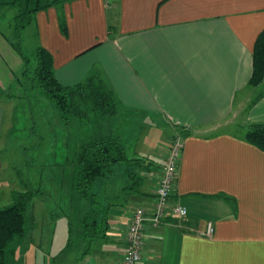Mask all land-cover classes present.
<instances>
[{
  "label": "crops",
  "instance_id": "obj_1",
  "mask_svg": "<svg viewBox=\"0 0 264 264\" xmlns=\"http://www.w3.org/2000/svg\"><path fill=\"white\" fill-rule=\"evenodd\" d=\"M14 13L0 5V137L6 105H14L5 94L19 87L25 67L12 45ZM262 29L264 0H67L34 14L21 39L32 36L30 46L52 54L54 75L64 85L101 72L119 116L147 124L140 145L127 154L155 164L144 194L121 195L110 211L108 241L79 264H122L129 219L139 206L151 209L176 133L184 144L170 203L187 213L159 227L146 224L143 264H264V151L242 137L249 124L264 122V89L248 84ZM3 169L0 158V175ZM27 219L23 264H53L56 256L54 264H62L54 245L60 219L45 218L53 232L46 247L33 239L39 226L30 212Z\"/></svg>",
  "mask_w": 264,
  "mask_h": 264
},
{
  "label": "trees",
  "instance_id": "obj_2",
  "mask_svg": "<svg viewBox=\"0 0 264 264\" xmlns=\"http://www.w3.org/2000/svg\"><path fill=\"white\" fill-rule=\"evenodd\" d=\"M65 1L0 0V5L15 9L11 23L12 45L23 59L22 77L23 81L28 79L27 89L52 103L65 125L82 128L91 118L104 117L105 120L120 115L117 97L101 72L91 71L80 82L64 85L54 75L53 57L46 48L35 47L31 54L33 68L21 48V31L32 23L34 14ZM59 28L67 36L66 19L61 14ZM259 32L252 50V75L248 84L264 89V29ZM30 71L29 78L27 73ZM16 121L14 114L13 124ZM242 137L264 151V122L249 124ZM124 145L121 135L104 128V133L83 137L70 155L67 187L73 189L75 216L74 220L67 219V238L60 250V258L74 252L79 264L89 257L101 242L108 241L110 211L121 204V195L144 194L146 174L155 168V164L138 154L128 155ZM35 192L36 189L25 186L24 190L12 192L9 204L0 205V264H23L22 254L28 245L21 242L26 237L27 212Z\"/></svg>",
  "mask_w": 264,
  "mask_h": 264
},
{
  "label": "rangeland",
  "instance_id": "obj_3",
  "mask_svg": "<svg viewBox=\"0 0 264 264\" xmlns=\"http://www.w3.org/2000/svg\"><path fill=\"white\" fill-rule=\"evenodd\" d=\"M9 30L11 32V28ZM24 41L25 54L30 58V66L33 68L31 54L35 47L30 45L34 38L31 36L30 40L26 38ZM24 41L22 40V44ZM27 75L30 78L31 71ZM25 81L21 75L16 91L4 93L14 105H6V117L0 137V158L4 165L0 175V184H3L0 187V203H7L8 198L12 199V190L21 191L25 186L36 189L28 211L39 226L35 229L33 239L39 247L48 246L53 232L45 218L50 216L60 219L55 231L58 238L54 240V245L59 250L66 242L67 219L74 220L75 216L73 189L67 187V181L70 155L78 143L91 133H104L105 128L121 135L129 152L140 145L141 133L147 124L116 116L105 120L104 117L91 118L82 128L73 124L65 125L57 116L52 103L37 96L36 92L29 91L28 81ZM14 114L17 117L15 124L12 122ZM150 125L153 127V122ZM232 130L240 134L236 128L233 127ZM61 259L62 264H75L72 252L61 256Z\"/></svg>",
  "mask_w": 264,
  "mask_h": 264
},
{
  "label": "built area",
  "instance_id": "obj_4",
  "mask_svg": "<svg viewBox=\"0 0 264 264\" xmlns=\"http://www.w3.org/2000/svg\"><path fill=\"white\" fill-rule=\"evenodd\" d=\"M183 136L176 133L170 142L161 174L154 190V201L151 209L137 207L129 219L128 228L125 231V247L121 257L122 264H143L142 251L144 242V230L146 224L159 227L167 218H183L186 216V208L182 205L170 203V196L175 187L178 165L183 151ZM211 225L208 224L204 235L211 234Z\"/></svg>",
  "mask_w": 264,
  "mask_h": 264
}]
</instances>
